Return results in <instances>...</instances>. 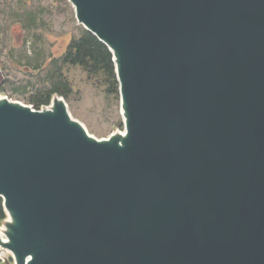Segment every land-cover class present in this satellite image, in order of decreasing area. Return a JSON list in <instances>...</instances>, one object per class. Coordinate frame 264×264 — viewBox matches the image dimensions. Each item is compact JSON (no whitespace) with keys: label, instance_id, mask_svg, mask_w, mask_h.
Instances as JSON below:
<instances>
[{"label":"water","instance_id":"95a60500","mask_svg":"<svg viewBox=\"0 0 264 264\" xmlns=\"http://www.w3.org/2000/svg\"><path fill=\"white\" fill-rule=\"evenodd\" d=\"M68 1L123 129L0 95V260L264 264V0Z\"/></svg>","mask_w":264,"mask_h":264},{"label":"rangeland","instance_id":"374dc122","mask_svg":"<svg viewBox=\"0 0 264 264\" xmlns=\"http://www.w3.org/2000/svg\"><path fill=\"white\" fill-rule=\"evenodd\" d=\"M83 31L68 0H0V95L31 105L30 94L47 87L58 66L71 89L63 97L68 112L91 135L106 138L123 129L118 93L107 92L98 78L60 61L69 42Z\"/></svg>","mask_w":264,"mask_h":264},{"label":"trees","instance_id":"16d2710c","mask_svg":"<svg viewBox=\"0 0 264 264\" xmlns=\"http://www.w3.org/2000/svg\"><path fill=\"white\" fill-rule=\"evenodd\" d=\"M60 61L63 65L80 67L89 78H98L107 86V92L118 93L111 54L91 33L84 30L79 37L73 38L60 56ZM54 67L50 74L49 85L32 92L29 96V103L35 109L47 105L54 94L67 97L71 93L70 85L59 67ZM4 217L0 200V221Z\"/></svg>","mask_w":264,"mask_h":264}]
</instances>
